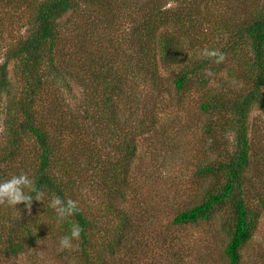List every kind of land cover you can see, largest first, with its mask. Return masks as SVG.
Listing matches in <instances>:
<instances>
[{
    "label": "trees",
    "instance_id": "1",
    "mask_svg": "<svg viewBox=\"0 0 264 264\" xmlns=\"http://www.w3.org/2000/svg\"><path fill=\"white\" fill-rule=\"evenodd\" d=\"M80 11L87 14L90 30L86 33L75 28L74 22V29H67V21H63L69 13ZM133 20L132 29L123 37L128 46L123 48L116 44L119 30L112 33L113 29ZM207 25L214 31L211 40L201 39L199 34ZM204 48L238 61V72L250 89H241L234 98L223 92L212 93L211 72L223 70V63L199 56ZM80 67L82 75L78 74ZM172 68L178 70L169 75L177 93L194 86H211L213 95L200 103L208 120L205 133L211 138V146L217 145L218 136L234 134L233 149L225 148L229 158L198 170L205 177H217L215 187L207 191L201 203L177 214L172 224L180 227L207 222L216 210L230 208V236L224 256L228 264H242V250L251 241L260 217L245 195L246 174L256 157L263 158L254 150L250 116L255 108L264 115V0H0V102L5 104L0 180L9 179L11 171L21 170L45 194L42 202L33 201L30 210L22 204V215L3 227V253L17 256L47 237L59 241L68 234L70 224L77 223L82 228L81 237L73 250H61L64 256L83 264H133L120 256L127 253L134 257L130 241L147 222L142 226L120 209L113 211L114 221L98 222L91 218L96 214L91 216L81 208L72 164H78L79 151L73 147L77 141L73 137H86L93 125L94 134L119 147L121 159L108 165L102 185L109 193L117 183L114 191L126 186L138 150L137 139L147 120L153 123L160 110L158 96L164 93L166 80L163 71ZM68 79L84 87L88 125H78L63 116ZM50 120L56 122L55 129L47 123ZM103 131H108V136ZM27 138L34 140L33 161L24 155ZM257 174L264 175V170L259 168ZM255 195L264 209V193ZM54 196L76 201L78 212L58 223L55 211L48 206ZM140 237L136 238L137 249L149 248L148 243L142 245ZM160 247L170 252L171 261L164 262L161 256L158 264L188 261V256L184 258L174 250L173 239L167 248ZM263 260L261 256L260 264Z\"/></svg>",
    "mask_w": 264,
    "mask_h": 264
},
{
    "label": "rangeland",
    "instance_id": "2",
    "mask_svg": "<svg viewBox=\"0 0 264 264\" xmlns=\"http://www.w3.org/2000/svg\"><path fill=\"white\" fill-rule=\"evenodd\" d=\"M86 17L87 14L80 11L75 14L69 13L63 21H67V29H74V22L76 23L75 28H81L82 32L86 33L90 30ZM133 25L134 20L122 23L119 28L113 29L112 33L119 30L115 33L116 44L123 48L128 46L124 38ZM203 28L204 33L202 35L199 33L201 39L211 40L209 36L214 31L209 25ZM75 36L76 41H79L81 37L76 30ZM217 42L222 41L218 39ZM83 43L89 44L87 41ZM81 44L80 42V46ZM218 46H223V43ZM84 61L87 62L86 57ZM237 62L231 58H225L222 62L223 70L211 72L212 93L223 92L225 96L234 98L243 88L250 89L242 73L238 72L240 68ZM71 63L75 64L76 61ZM82 63L80 60V66ZM82 68L78 69L79 75L83 74ZM177 71L175 68L170 69L169 72L163 71L166 80L163 83L164 93L158 96L157 108L160 110L153 123L147 120L143 133L137 139L138 150L131 163L130 173L126 176V186L114 191L118 187L117 183V186L115 185L109 193L102 185L106 179L105 171L108 165L115 164L121 159L120 155L123 152L118 149L119 147L107 137L94 134L93 125L90 126L86 137L77 136L79 138L76 139L71 136L77 140L73 143V147L79 151L78 164L72 161L76 187L80 195L78 200L87 214L91 216L96 214L91 218L98 222L114 221L113 211L115 209L124 210L137 222L140 221L142 226L147 222V226L138 231L135 237L141 236L138 240L142 242V245L148 243L149 248L137 249L136 238H134L130 241L134 257L124 253L120 259H128V262L131 260L133 264H158L156 260L158 261L162 256L164 262L169 263L171 261L168 255L170 252L161 250L160 246L167 248L173 239L174 250L180 251L184 258L188 256V261L185 260L184 264H228L224 256V248L230 236L227 230L231 218L230 208L216 210L207 222L201 221L180 227L172 224L177 214L201 203L207 191L216 185L217 177H205L200 175L198 170L206 165H218L226 161L230 153L225 148L232 150L234 145V134L225 133L217 137L218 142L215 147L211 146V138L205 133V124L208 120L200 109V103L204 102L207 95L211 93L209 91L211 86L209 89L194 86L187 92L177 93L174 80L169 76ZM231 73L235 76H230ZM84 98V87L80 86L76 80L68 79L64 88L62 106L63 116L67 120L71 119V122L78 125L89 124L87 113L84 112ZM4 106L5 104L1 101L0 134L4 130L5 117L1 115ZM123 122L127 129L126 117ZM47 123L52 124V129H55L54 120L47 121ZM106 133L108 134V131H103V134L108 136ZM250 133L254 137V150L260 151L263 158L256 157L251 164V170L246 174L248 185L245 197L250 207L260 212V217L251 241L242 250V264H260V257L264 256V209L254 196L256 193H264V175L259 177L257 174L259 168L264 170V115L258 108L253 109L250 116ZM68 139L69 137L66 138ZM218 146L220 148L215 150ZM23 147L27 160L33 161L35 158L34 140L27 138ZM21 172V170L13 173L11 171L10 178ZM17 207L20 210L6 205L1 206L0 234L4 232L5 225L10 226L16 218L22 215V204ZM176 238L178 240H175ZM146 240L150 241L146 242ZM3 250L0 247V264H83L76 259L64 256L59 249L56 237H47L17 256L3 253ZM143 250L146 253H142ZM261 264H264V260Z\"/></svg>",
    "mask_w": 264,
    "mask_h": 264
},
{
    "label": "clouds",
    "instance_id": "3",
    "mask_svg": "<svg viewBox=\"0 0 264 264\" xmlns=\"http://www.w3.org/2000/svg\"><path fill=\"white\" fill-rule=\"evenodd\" d=\"M199 56L212 59L215 63L223 62L225 56L218 50L202 49ZM44 192L36 187L33 178L25 172L11 176L9 179L0 180V205H6L16 210H20L17 206L23 204L25 208L31 209L33 201L42 202ZM56 213L57 222L62 223L64 220L72 217L78 212L77 202L71 199H60L52 197L48 205ZM82 228L77 223L69 226L68 234L62 236L58 241L60 250H73L81 237Z\"/></svg>",
    "mask_w": 264,
    "mask_h": 264
}]
</instances>
